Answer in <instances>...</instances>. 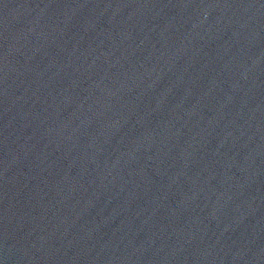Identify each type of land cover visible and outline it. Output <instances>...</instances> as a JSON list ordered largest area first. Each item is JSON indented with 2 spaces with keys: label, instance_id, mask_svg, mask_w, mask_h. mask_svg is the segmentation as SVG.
<instances>
[{
  "label": "water",
  "instance_id": "obj_1",
  "mask_svg": "<svg viewBox=\"0 0 264 264\" xmlns=\"http://www.w3.org/2000/svg\"><path fill=\"white\" fill-rule=\"evenodd\" d=\"M0 264H264V0H0Z\"/></svg>",
  "mask_w": 264,
  "mask_h": 264
}]
</instances>
